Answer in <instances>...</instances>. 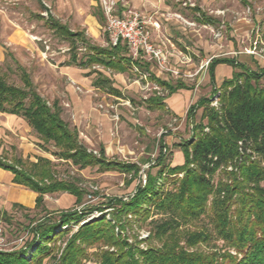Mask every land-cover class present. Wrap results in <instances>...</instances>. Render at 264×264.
Masks as SVG:
<instances>
[{"label": "trees", "instance_id": "obj_1", "mask_svg": "<svg viewBox=\"0 0 264 264\" xmlns=\"http://www.w3.org/2000/svg\"><path fill=\"white\" fill-rule=\"evenodd\" d=\"M98 16L105 24L103 12ZM201 16L203 21H212L204 12ZM50 22L72 49L77 50L80 42L86 48L81 58L73 54L70 64L101 65L124 71L132 62L139 63L133 60L122 41L108 46L93 44L84 31H72L55 18ZM16 62L23 86L10 83L0 73L1 112L23 117L45 143L53 142L55 150L50 153L57 158L80 168L97 166L102 171L139 173L137 163L110 159L104 148L98 153L90 149L77 129L62 117L59 104H50L37 90L27 69ZM223 62L233 64V76L225 79L220 88L214 87L212 96L200 97L188 108L193 131L189 139L181 142L184 164L168 167L163 151L166 144L163 139L160 141L161 153L155 164L158 171L183 172V177L175 179L173 189L165 190L156 186V176L149 170L147 184L137 188L133 198L109 200L110 206L114 200L119 202L116 218L122 221L120 227L126 231L130 225L126 217L130 213L143 223L159 215L150 220L149 238L157 239L160 245L143 249L139 240L129 243L126 234L117 233L115 225L105 216L83 223L69 236L72 224H79L85 211L51 210L45 204V195L69 192L81 204L84 189L75 181L57 177L54 161L48 157L39 156L37 161L20 157L9 162L0 155V167L12 171L15 182L38 193L35 209L39 210L31 216L28 207L14 203L27 210L24 215L28 223L18 222V230L24 229L29 237L20 248L0 249V264H83L90 258L88 248L93 245L98 246L94 253L98 264H264V85L260 83L264 69H252L228 57L213 58L209 64L212 81H215V66ZM153 78L169 93L185 86L181 82L171 84ZM97 83L118 93L111 80L101 73ZM215 95L218 106L211 105ZM164 97L155 93L145 103L150 109L164 108ZM200 107L206 122L194 119ZM92 209L103 210V207L85 208L87 213ZM2 219L9 225L14 222L7 210L2 211ZM65 238L67 243L61 249L57 242ZM213 238L222 240L223 245L211 244ZM204 244L207 249L201 247ZM104 245L114 249H104Z\"/></svg>", "mask_w": 264, "mask_h": 264}, {"label": "rangeland", "instance_id": "obj_2", "mask_svg": "<svg viewBox=\"0 0 264 264\" xmlns=\"http://www.w3.org/2000/svg\"><path fill=\"white\" fill-rule=\"evenodd\" d=\"M54 1L0 0V73L5 75L10 83L23 86L20 70L17 67L16 61H18L30 73L37 90L50 104H53V93L57 91L60 96L57 94L56 98L61 102L62 116L71 127L77 129L81 140L90 149L96 151L95 153H98L99 136L95 139L97 143L94 141L93 145L88 144L90 143V136L82 127L77 126L78 121H76L75 111L66 86L71 85L80 96L90 94L96 109L103 116L111 119L112 126L109 129L111 137H118L119 139L116 142V146H119L118 151L116 153L108 152V158L121 162L137 163L140 166V171L136 175L134 172L102 171L97 166L80 168L72 164L71 161L57 158V156L51 154L50 150H55L53 142L45 143L24 118L18 117L12 120L7 113L3 112H0V155L9 162H14L16 158L20 157L26 161H36V158L40 155L47 156L54 161L57 177L75 181L84 189L81 204L73 202L64 205L66 208H76L86 213L79 224H72L73 230L69 236L83 223L105 216L107 221L115 225L117 233L126 234L129 243H136L139 240V246L143 249H147L149 245L158 246L160 242L157 239L149 238V235L152 229L150 220L154 217H160L159 215H154L143 223L133 214L132 216L130 213L126 217L123 213V222L125 217L126 220H130V225L126 231L120 227L122 221H118L116 218L119 202L114 200L113 205L110 206L109 200L120 197L127 201L133 198L138 190L137 188L147 184L149 170L156 176L155 181L158 188L173 189L175 179L183 177V172L171 174L168 169L159 172V167L155 164L158 162L161 153L160 141L163 139L167 145L163 148V151H166L165 163L168 167L181 165L178 164V152H183L181 142L189 139L193 131V126L188 120V108L191 103L179 115L168 112L164 108L149 110L145 104H142V99L150 97L156 92L161 95L167 92L156 83H153L149 76L148 78L142 77L138 71H136L139 76L138 93L134 95L127 94V96L121 98L107 96L105 100L103 99L104 93L90 92L88 87L65 74L62 67L70 63L73 54L77 53L78 58L84 56L86 48L80 42L77 44V50L72 49L70 42L51 27L50 21L52 19L55 18L64 24L66 21L75 31H84L86 37L93 44L108 46L110 41L105 27L106 23L100 28V37L93 38L86 29L76 25L72 18L68 20L66 10L63 8L58 9ZM247 1L249 5L243 3L242 0H169L171 5H175L172 7L174 11L169 16L179 19L181 24L186 27L184 31L188 36L187 45L189 50L192 51L193 49L197 53L193 60L197 64L198 76L201 80L198 81V86H195L196 97H210L213 94V90H207L205 89L206 86L203 85V79L208 72L207 63L212 57H239L240 52H244L246 49L250 51L256 46L257 51H262L256 55L259 59L264 58V0ZM195 6L201 7L217 22L214 24L199 22L195 18L196 12L193 9ZM142 13L150 21L147 28L151 33L152 41L158 44L157 39H160V37L157 35L158 30L155 26L156 19H158L157 15L148 12ZM241 22H245L243 29ZM154 31H156V35ZM255 40L257 43H255ZM158 45L164 46L163 44ZM170 49L178 54L182 60L189 51L186 48L181 52L174 51L171 47ZM142 60L146 61L145 59ZM152 62L155 63V70L161 69L165 70L164 73L174 74L162 68L157 62ZM72 65L78 67V65ZM100 68L104 69L100 65H94L87 68V71ZM180 68L182 69L183 66L181 65ZM143 71L148 73L145 70ZM203 73L204 76L201 77ZM178 75L186 78L181 70ZM62 83L65 84V87L61 86ZM260 83L264 85V78ZM215 96L212 97V100ZM132 98L136 102L132 101ZM211 105L215 106L213 102H211ZM202 114L203 107H200L195 113L194 119L196 122H206V119H202ZM129 180H131L130 183H128ZM63 194L65 193L47 194L45 197L46 206L49 209L54 206H62L60 200ZM14 203L22 202L14 196H9L0 191V210L7 209L14 220L13 224L9 225L2 219V216L0 217V249L20 248L29 237L24 229L18 230V222L26 221L24 214L27 210L14 206ZM97 205L102 206L103 210L92 209L89 213L85 210V208ZM28 208L31 216L39 213V210L35 208ZM204 221L211 228L208 218H205ZM26 222L28 223V221ZM135 235L138 236L137 239L134 237ZM67 240V238L59 240L57 245L63 249ZM213 243L219 246L223 245V241L216 238L212 239L211 244ZM201 247L207 249L205 244ZM103 248L114 249L113 246L109 247L108 245H104ZM88 251L90 258L85 259L83 264H98L97 256L94 254L98 251V246L93 245L88 248ZM232 252L235 253L233 250ZM59 254H61V251Z\"/></svg>", "mask_w": 264, "mask_h": 264}, {"label": "crops", "instance_id": "obj_3", "mask_svg": "<svg viewBox=\"0 0 264 264\" xmlns=\"http://www.w3.org/2000/svg\"><path fill=\"white\" fill-rule=\"evenodd\" d=\"M242 2L249 5L248 1L244 2L242 0ZM54 3L58 7V9L63 8L66 10V12L68 13V20L69 18H72V20L75 22L76 25H80L79 27H81L82 29H86L91 34V36H93V38L100 37V28H102V26L105 25L98 16L99 13L103 12L100 0H55ZM115 3H116V12L119 14H122L127 8L134 7L135 9H139L142 12H148L150 14H154L155 16L157 15L158 19H156L155 26L157 27L158 30L157 35L158 37H160V39H157V41L159 42L158 44H163L169 51L168 57L170 59L166 63L169 69L167 70L173 72L176 75H178V72L181 70L186 78H182L181 75H178L176 77V75L174 74L170 75L167 72L164 73L165 70H161V69L155 70L154 68L155 63L152 62L153 60H149V59H145L146 61H143L142 59L141 60L133 59V60H138L139 63L135 61L132 62V64L124 71L114 70V69L106 68L104 66H102L104 69L100 68L94 71L93 70L87 71V68L89 67H82L79 65L77 67V66H73L70 63L65 64L62 67V71L65 74H68L70 77L74 78L76 81H78V83L88 87L90 89V92L97 93L98 91L100 93H104L103 99L105 100L107 96L113 98H121L123 96H127V94L134 95L135 93L139 92V85H138L139 76L134 70V67L138 66L141 70H145L150 74L149 77L153 83H156L159 87L166 90L167 93L162 94V96H165L163 99V102L165 104L164 109L174 114H178V115L181 114V111L183 109H186V107L190 103L194 104L199 100V97H196L195 86H198V81L201 79L198 76L197 64L193 60V57L195 58V55H197V53L193 49L192 51H190L187 45L188 36L185 34L184 31L186 30V27L181 24L179 19L169 16L172 13V11H174L172 7H174L175 5H171L169 0H115ZM193 9L196 12L195 18L199 22L205 24L208 23L214 24L217 22L216 19H214L211 15L206 13L201 7L195 6L193 7ZM202 12H204L208 17H211L212 21L211 22L203 21L201 16ZM65 24L71 30H73L66 21ZM241 24L243 29L245 27V22H241ZM154 34L156 35V31H154ZM256 42L257 41L255 40V43ZM170 47L177 52H181L182 50H185V48L189 51H187L188 52L187 55L184 56V60H182L181 57L178 56V54H175L170 49ZM221 57L232 58L235 61H239L241 63L246 64L252 69H257V68L264 69V58L262 57V59H259L256 54L249 52L248 49H246V51L244 52H240L239 57L214 56L211 59L221 58ZM210 61L207 63L208 72L203 79V85L206 86L205 89L207 90L209 89L212 91L214 87L220 88L225 79H229L233 76L235 67L231 63H225V62L218 63L214 69L215 81H212L211 70L209 66ZM181 65L183 66L182 69L180 68ZM173 70H176L178 72L176 73ZM99 73L105 75L111 80L112 87L118 91L117 94L108 90V87H105L97 83ZM203 76L204 73L202 74L201 77ZM153 77L158 78L162 81H166L171 84H176L178 82H181L184 83L185 86L180 87L174 92L169 93L165 87L160 86L156 81H154ZM61 86L65 87V84L62 83ZM66 90L68 91V96L70 97L71 102L73 104L76 121H78V124L76 123L77 126H79L80 128L82 127L86 131V133L89 134L90 136L89 137L90 143L88 144L93 145L95 142L97 143L95 139L97 136H99L98 137L100 139V142L98 143L99 150L100 148H104L106 155L108 152L116 153L119 148V146H116V142H118L119 139L118 137L115 138L111 137L109 133V129L112 126L111 119L109 117L103 116V114L96 109L92 101V96L90 94L80 96L71 85H67ZM57 94H58L57 91L54 92L52 98L54 102H57L59 106H61L60 100L56 98ZM58 96L60 95L58 94ZM147 98L142 99L141 102L142 104H145V106L149 110L163 109V108L150 109L147 106V103H145V99ZM131 100L136 102L133 98ZM7 114L12 118V120H14V118L21 117L15 114H9V113ZM113 133L114 132L112 131V134ZM40 156H44V155H40ZM178 156H179L178 164H183L185 159L184 153L182 151H179ZM14 177L15 175L12 171L0 167V191L5 192L9 196L11 195L12 197L14 196V198H17V200L22 202L19 204H22L26 207L35 208L36 198L38 196V193L26 187L23 184L15 182ZM23 187L25 189H22ZM63 193L65 194H63L60 200L62 206L61 205L57 207L54 206L51 208V210L69 209L66 208L64 205L73 202L77 204V197L75 195L69 192H63ZM3 210H7V209L0 210V217L2 216Z\"/></svg>", "mask_w": 264, "mask_h": 264}, {"label": "built area", "instance_id": "obj_4", "mask_svg": "<svg viewBox=\"0 0 264 264\" xmlns=\"http://www.w3.org/2000/svg\"><path fill=\"white\" fill-rule=\"evenodd\" d=\"M100 2L106 18V31L112 45H117L122 41L127 45L133 59L153 60L162 68L169 69L166 65L169 59V51L166 47L152 41L151 33L147 28L150 21L141 11L127 8L122 14H119L116 12L115 0H100ZM249 52L258 54L262 51H257L255 46ZM134 70L138 71L142 77L148 78L150 76L138 66H135ZM212 102L218 106V95L213 98Z\"/></svg>", "mask_w": 264, "mask_h": 264}]
</instances>
